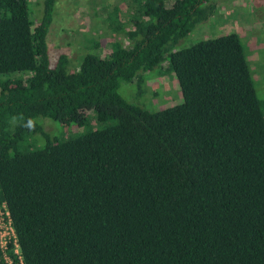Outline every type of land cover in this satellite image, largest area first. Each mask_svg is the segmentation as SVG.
Masks as SVG:
<instances>
[{
  "label": "trees",
  "instance_id": "16d2710c",
  "mask_svg": "<svg viewBox=\"0 0 264 264\" xmlns=\"http://www.w3.org/2000/svg\"><path fill=\"white\" fill-rule=\"evenodd\" d=\"M127 2L104 18L124 38L71 65L49 55L56 0H0V205L24 264H264V99L239 35L179 46L213 0ZM148 72L181 99L127 100Z\"/></svg>",
  "mask_w": 264,
  "mask_h": 264
},
{
  "label": "rangeland",
  "instance_id": "374dc122",
  "mask_svg": "<svg viewBox=\"0 0 264 264\" xmlns=\"http://www.w3.org/2000/svg\"><path fill=\"white\" fill-rule=\"evenodd\" d=\"M127 1L56 0L53 20L47 34L51 61L54 63L61 54H65L69 64L76 65L80 57L89 50L88 47L91 48L94 40L100 45L98 49L104 52L115 35L124 38L123 31L119 34L114 32L112 28L115 24H108L104 18L117 7L121 22L126 23L125 15L130 9ZM213 1L216 5L215 13L200 23L179 46H187L231 31L237 32L244 46L257 93L264 99V0ZM41 10L42 5H35L38 16ZM131 29L132 25L127 24L125 30ZM120 92L130 102L149 110H158L181 99L174 77L156 75L155 72H148L139 91L134 84H122ZM41 124L45 131L58 136L79 130L75 129L76 125L66 127L48 118L41 120Z\"/></svg>",
  "mask_w": 264,
  "mask_h": 264
},
{
  "label": "built area",
  "instance_id": "2783aa9c",
  "mask_svg": "<svg viewBox=\"0 0 264 264\" xmlns=\"http://www.w3.org/2000/svg\"><path fill=\"white\" fill-rule=\"evenodd\" d=\"M9 243L14 245L13 252L17 255L16 260L6 252ZM0 247L3 250L1 264H24L10 213L5 204L0 205Z\"/></svg>",
  "mask_w": 264,
  "mask_h": 264
}]
</instances>
